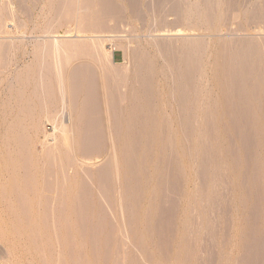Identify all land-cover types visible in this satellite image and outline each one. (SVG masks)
I'll use <instances>...</instances> for the list:
<instances>
[{
	"label": "rangeland",
	"instance_id": "rangeland-1",
	"mask_svg": "<svg viewBox=\"0 0 264 264\" xmlns=\"http://www.w3.org/2000/svg\"><path fill=\"white\" fill-rule=\"evenodd\" d=\"M45 1L108 29L107 0ZM115 1L117 41L84 44L139 48L118 83L106 50L34 81L0 0V264H264V0Z\"/></svg>",
	"mask_w": 264,
	"mask_h": 264
},
{
	"label": "crops",
	"instance_id": "crops-1",
	"mask_svg": "<svg viewBox=\"0 0 264 264\" xmlns=\"http://www.w3.org/2000/svg\"><path fill=\"white\" fill-rule=\"evenodd\" d=\"M27 2L28 8L25 12L20 10V3ZM97 0H90L91 3L96 4ZM52 11H56V1L51 0ZM78 0V4H80ZM17 7V25H11V53L14 65L17 67H34L37 68L34 75V81H61V75L54 72L53 77L50 75L40 74V69L44 67L61 68L66 66L72 67H100L107 65L101 58L103 51H109L112 57V64L114 66H140L142 61L139 56V48H129L120 45L107 44L103 46L84 44L85 42L93 41L94 39L106 38L107 42H115L119 38V34L123 32L121 26V13L118 10L115 0H107L109 12L107 16L108 29L102 30L97 24L96 26L88 27L86 30L77 27L73 28L78 21L59 23L54 26H47L44 24L45 0H14ZM33 3V4H32ZM31 4L33 6H31ZM77 13H89L91 18L97 15L98 10L90 8H77ZM132 12H130L131 15ZM99 14V13H98ZM79 16V14H77ZM126 15L125 18H127ZM138 21V15L131 19ZM27 23L25 26L24 23ZM68 24V25H67ZM70 26V28L68 27ZM133 26V25H131ZM72 32V34H69ZM105 33L106 35H102ZM133 36H130L132 38ZM71 50L70 58H67V49ZM67 61H70L69 63ZM56 77H58L56 79Z\"/></svg>",
	"mask_w": 264,
	"mask_h": 264
},
{
	"label": "bare ground",
	"instance_id": "bare-ground-1",
	"mask_svg": "<svg viewBox=\"0 0 264 264\" xmlns=\"http://www.w3.org/2000/svg\"><path fill=\"white\" fill-rule=\"evenodd\" d=\"M127 69H126V68ZM124 67V69H119V71H118V69L117 70H113V69H110V70H108V75H109V77L111 78V79H113L114 81L115 80H122V79H124V78H126V77H128L129 75H131L132 73H131V71H132V67H133V71H134V67L135 66H131V68H130V66H125ZM137 68V67H136ZM132 76V75H131ZM133 77V76H132ZM120 78H122V79H120ZM130 78V77H129ZM119 80H118V82H119ZM128 80V79H127ZM68 81V80H67ZM123 81V80H122ZM125 81V80H124ZM115 82H117V81H115ZM117 82V83H118ZM121 82V81H120ZM116 83V84H117ZM120 85H121V83H119ZM119 84H117V85H119ZM123 84L124 83H122V86H123ZM121 86V87H122ZM117 87V86H116ZM122 91H127V87H126V89L125 90H122Z\"/></svg>",
	"mask_w": 264,
	"mask_h": 264
}]
</instances>
